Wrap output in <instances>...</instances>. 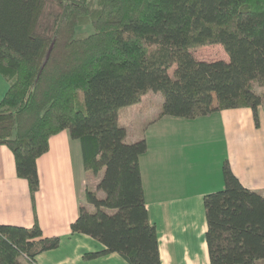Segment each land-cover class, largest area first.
<instances>
[{"label":"trees","instance_id":"trees-1","mask_svg":"<svg viewBox=\"0 0 264 264\" xmlns=\"http://www.w3.org/2000/svg\"><path fill=\"white\" fill-rule=\"evenodd\" d=\"M208 45H221L229 60L197 59L193 50ZM0 73L9 83L0 145L13 152L33 201L37 160L68 131L85 170L103 172L86 191L94 211L71 225L103 246L84 258L117 253L128 264H162L140 169L147 141L127 142L119 111L151 92L163 97L157 119L251 109L259 125L264 0H0ZM223 177L205 207L210 264H264V196L228 163ZM60 243L38 222L0 225V264L35 263Z\"/></svg>","mask_w":264,"mask_h":264},{"label":"crops","instance_id":"crops-1","mask_svg":"<svg viewBox=\"0 0 264 264\" xmlns=\"http://www.w3.org/2000/svg\"><path fill=\"white\" fill-rule=\"evenodd\" d=\"M8 89L0 73V102ZM150 93L140 103L121 109L118 120L127 129L128 143L147 141L140 169L149 219L157 228L161 263L210 264L205 207L224 188V164H229L246 188L264 196V124L260 118L264 104L259 108V125L251 109L225 110L194 120L157 119L163 97L156 109L146 101ZM148 117L144 126L142 121ZM37 168L40 188L33 201L28 181L17 174L13 152L0 145V225L32 228L38 222L45 238L61 239L57 249L40 254L30 264H128L117 253L85 259L86 253L103 246L71 232L81 212L94 211L86 191L96 188L101 177L85 170L80 142L72 140L68 131L53 136Z\"/></svg>","mask_w":264,"mask_h":264},{"label":"rangeland","instance_id":"rangeland-1","mask_svg":"<svg viewBox=\"0 0 264 264\" xmlns=\"http://www.w3.org/2000/svg\"><path fill=\"white\" fill-rule=\"evenodd\" d=\"M82 30L85 31V32H88V33H92L93 32V29H91V27H87V28H84ZM193 52H194V55L196 56L197 59L204 60V61H209V62L210 61H216V60H224V58L227 57V54H226L224 48L221 45L202 46V47H199V48L194 49ZM172 72H173V70H171V74H172ZM257 90L260 93H264V87H258ZM160 99H161L160 98V94L150 93L149 96H148V98L146 99V101L152 103V105H154V107L156 109H158L157 107H158L159 103L161 102ZM260 118L262 119V122L264 124V108H263L262 115H260ZM150 119H151V117L145 118L142 121L143 125L144 126H145V124L147 125L148 124V121ZM91 175H92V173H91ZM102 175H103V172H101V174L98 177L101 176L100 177V179H101L102 178Z\"/></svg>","mask_w":264,"mask_h":264}]
</instances>
